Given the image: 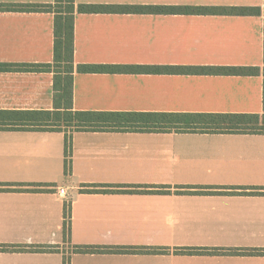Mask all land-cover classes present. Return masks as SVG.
Segmentation results:
<instances>
[{
  "label": "crops",
  "instance_id": "crops-1",
  "mask_svg": "<svg viewBox=\"0 0 264 264\" xmlns=\"http://www.w3.org/2000/svg\"><path fill=\"white\" fill-rule=\"evenodd\" d=\"M0 0V111L53 110L54 16ZM75 6L260 7L264 0H74ZM75 66L263 67V17L81 14ZM9 69V70H8ZM261 76L73 74L92 112L261 114ZM0 131V264H264V135ZM110 187L114 192L94 193ZM143 187L145 193L121 192ZM161 187L166 192H159ZM63 190L64 194H59ZM88 191V192H87ZM152 191V192H151ZM65 212L69 217H65ZM64 223L69 228L64 232ZM147 252L74 253L75 247ZM165 249V253H151Z\"/></svg>",
  "mask_w": 264,
  "mask_h": 264
},
{
  "label": "trees",
  "instance_id": "trees-1",
  "mask_svg": "<svg viewBox=\"0 0 264 264\" xmlns=\"http://www.w3.org/2000/svg\"><path fill=\"white\" fill-rule=\"evenodd\" d=\"M26 12H45L54 16L53 63L48 65H27L20 71L46 72L53 74V110L51 111H0V131L49 132L64 134V174L71 169V136L73 133H138V134H239L264 135V7H182V6H96L78 5L74 0H54L51 5L9 6ZM81 14H149V15H226L263 17V67H184V66H75L73 61V19ZM9 70V69H8ZM115 73L154 75H223L261 76V114L221 113H176V112H92L75 111L72 107L73 74ZM110 187L92 189L94 193L114 192ZM159 192H166L164 187ZM121 192L145 193L143 187L122 189ZM262 190L264 188H254ZM88 192V191H87ZM152 192V191H151ZM65 217L69 213L65 212ZM64 232L69 228L64 223ZM140 248H122L114 251L95 246L75 247L74 253L96 254L106 252H144ZM147 252V251H145ZM156 249L151 253H165ZM185 255H240L263 254L264 251L218 250L206 252L203 249L181 250ZM63 264H69L64 260Z\"/></svg>",
  "mask_w": 264,
  "mask_h": 264
},
{
  "label": "built area",
  "instance_id": "built-area-1",
  "mask_svg": "<svg viewBox=\"0 0 264 264\" xmlns=\"http://www.w3.org/2000/svg\"><path fill=\"white\" fill-rule=\"evenodd\" d=\"M58 192H59V194H64L63 190H59Z\"/></svg>",
  "mask_w": 264,
  "mask_h": 264
},
{
  "label": "rangeland",
  "instance_id": "rangeland-1",
  "mask_svg": "<svg viewBox=\"0 0 264 264\" xmlns=\"http://www.w3.org/2000/svg\"><path fill=\"white\" fill-rule=\"evenodd\" d=\"M68 218V217H67Z\"/></svg>",
  "mask_w": 264,
  "mask_h": 264
}]
</instances>
